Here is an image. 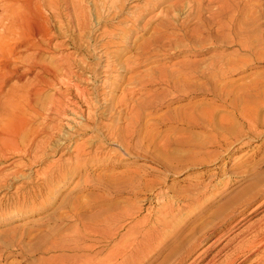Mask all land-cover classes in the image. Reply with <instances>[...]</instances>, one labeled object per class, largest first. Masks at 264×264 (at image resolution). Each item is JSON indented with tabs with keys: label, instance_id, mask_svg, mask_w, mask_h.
<instances>
[{
	"label": "rangeland",
	"instance_id": "1",
	"mask_svg": "<svg viewBox=\"0 0 264 264\" xmlns=\"http://www.w3.org/2000/svg\"><path fill=\"white\" fill-rule=\"evenodd\" d=\"M11 1L12 0H0V19H2V21L5 20L6 15L11 13V11H8L9 8H11ZM70 1L74 3L71 5ZM70 1L68 5L64 1L59 0V2H57L58 6L55 5V7L57 8V12H55L51 11V9H49L48 11L44 5L45 3L43 2V0H30V2L34 4H32V6L33 8L35 7V11L38 10L39 13H42L43 15L48 17L47 26L51 30V37L48 39L49 41H43L42 39H39L37 40L38 43L44 45L46 44V42L50 43L52 47L51 50L56 53L55 55L71 54L76 61H78L77 58H79V60L80 58L83 59L84 55L86 56L87 51L90 60L86 57L83 60L86 59L87 63L90 64L91 67H96V70L105 71L106 67H97V64L100 60L97 59V56L94 57L93 55H91L90 47L92 45L106 44L107 42H109V40H116V42L118 41L116 46L112 45L108 50L111 51L118 48L121 51L120 61L123 62L124 65L123 68L120 69V75H125L126 78L134 76L136 74H139L142 77L148 73V70L150 68H155L157 67V65L161 64L171 65L174 62L177 63L180 61H186L189 63L191 62V65L196 71H198V74L194 76L195 78L190 79V81L193 84H197L198 88H202L197 91L199 95L195 97V99L192 98V96H188L186 97V99L180 98L178 100L172 101L173 99L177 98V96L182 95L183 93L180 94L182 91H180L179 93L178 91L174 92L173 90H166V88H163L165 87L164 84L159 83V85L158 83H156L152 85V90H150V92L154 94L159 101L162 100L164 97H167V99L171 101L172 104L169 107L167 105L160 107L158 110L152 109L154 112L149 108L146 109L144 113H151L150 110L152 111V113H156V111L158 113H164L166 112L165 110L168 111L170 109L173 110L175 108L177 109L181 107L182 104L187 103L188 100H198L197 102L199 104L201 103V111L204 114L206 112L208 114L211 113L215 122V126L211 127L210 125H204L205 128L203 129H188L191 130V132L196 131V135H194L196 141H198L196 142V144H202L195 149L191 147H185L182 149L190 153L189 155L194 154L196 155V158L198 157L199 159H201V163H198L196 165L190 164L186 167L185 165L183 167H180L178 165L179 162H177L176 160H172L170 162L172 164H170L169 170L168 167H165L162 164H158L157 162H155V160L153 161L152 159L140 158L139 152H143L144 150L141 147H136L135 144L131 148L132 153L129 155L130 157L127 154H123L122 157L119 158L120 160L122 158V161L115 162L114 166H111L110 169H107V164H109L107 163L108 160H105L103 163L98 164L96 163L95 159L89 160L86 164L87 168L80 171V173H75L72 176L73 179L71 178V180H69L70 182L64 186L65 188L63 187L61 191L56 193H54L55 185H51V188L54 189V191H52L53 189H50L48 186H46L47 184H45V174L47 173L42 172L44 170V168L42 169V166L44 167L46 165L45 163L40 162L41 164L36 163L33 166L24 165L23 168H19L22 169V172L24 174H29V176H31V180H26V177H24V175L17 176L16 178V176L11 175L14 168H10L11 170L7 169L8 171L10 170V174L6 170L7 172H5V176L9 175L10 177L11 175L12 178L10 177L9 179H13V184L11 186L9 185L10 187L7 186L0 189V251H5L3 253L5 260L0 261V264H102L103 262H105V264L109 262L112 263L110 256L111 254H113V250L119 246L123 247L128 245L132 241V237H134L135 235L137 236V234H139V232L142 230V227H138L136 224L141 222L143 219L146 220L148 218L151 220L152 224L154 222H157L158 217L161 215L160 213L163 211V207H165V205H168L169 203H173V201H181L184 197V192L187 189H190L192 191V189L194 188L193 186L200 180V178L202 181H204L201 183L203 184V197L201 198L199 203L196 204V201H193L190 204L191 210H193V212L196 210V207L204 205V203L207 204L209 202L208 200H213L214 203L212 209L216 208L219 203H222L224 200L232 196L236 191L246 185L250 180H252L256 175L255 173L259 171H264V0H183V2L182 0H136L134 3H132V5L137 6V10H139L141 13H139V17H136L137 20L134 23L135 27L130 26L129 23V28H125L128 26L127 11H129V9H126V12L120 14L114 13V10L112 9L110 10V14L112 15H110L108 11L109 4L106 9H102V5L100 3H102L103 0ZM148 2L150 3V5ZM96 4L98 5V7ZM175 4L176 6H174V9L173 5ZM17 5L19 6L18 3L14 4L11 9H13V7L14 10L19 8ZM67 5L70 7H68ZM196 6H198V8L200 9H197ZM95 7L97 8L95 9ZM161 10L164 12L163 14H160ZM166 11L167 13L165 14ZM68 14H70L72 18ZM100 14L103 15L101 16ZM108 14L112 17H110ZM78 15H82V18ZM163 15L165 17L166 15L169 17V28L168 25L167 27H165L163 26V23H161L162 25L159 23L161 22V20L164 22ZM76 16L79 17L78 19H80V21H83L84 25L86 21L85 26H88L89 28H81L82 30L76 28L79 27L78 25H76L77 21L74 20L76 19ZM108 17H110V20L107 19ZM171 19H173V21H171ZM184 19L186 21H184L186 25L184 23L182 24V21ZM165 20L167 21V19ZM73 21H75L76 24H74ZM176 24L179 27H184V25L185 27H182L181 31V27L178 29V26ZM4 25L6 26L5 23ZM158 25L163 27H161L160 29ZM92 26H97V28L99 27L100 30L97 29L96 31H93V33L87 32L89 30H93L91 28ZM156 26L158 27L156 28ZM1 27L0 30L2 31V28L4 27ZM119 27H123L124 30H133V32L130 33L131 39H129L128 43L123 41L120 42L119 39H123V34H119L122 38H118L120 37L119 35L117 37H110L106 33V31H114V28L116 31H114L115 34L120 33L121 31L118 32V29H120ZM235 27L239 31H236ZM158 28L161 31L158 32ZM163 28H165L164 31L167 28L168 30L163 32L162 34L166 33L168 35V33L173 30L171 33L172 35L176 34V38L178 39L176 40L177 42L175 41L174 36H172V38L169 37L168 39H166V42H168L167 40H172L170 41L171 43L173 42L172 44L166 45L162 48H160L158 45H154L153 47L154 49H156L155 51H157L155 52V56L146 60L144 65L140 68L141 71L139 73H136V71H130V67L134 65L133 62L138 56L137 51H139V48L146 45L145 41H147L148 38L150 39L153 35H162L160 33L163 31ZM103 29H105L106 31L103 32ZM193 30L196 31V33H192V37L190 36V38H186V36L181 35L183 34V32L188 34V32L191 33L193 32ZM241 31L242 35L245 32L246 33L242 36L240 35ZM234 32H240L239 34H237L238 37L235 35L236 33ZM89 33L91 34L89 35ZM103 35H105V37ZM180 37H183V39H181V42ZM240 37L243 40L240 39L239 43L237 40H239ZM241 41L242 43H245V45H242ZM196 50L200 53L195 54ZM33 52L35 51L31 52L27 51L25 48H18L15 51L14 57H10L13 59H10L11 66H18L21 71V74L13 75L8 80V85L6 84L7 86L5 87L7 90H19L21 86L30 79V76L32 77L36 73V70H33L29 73L27 72V74L26 70L28 68V63L22 61L24 57H27ZM102 53L103 51L101 52V54ZM42 57L46 58L47 62L50 61L49 54L43 53ZM102 59L101 66L106 64V57L103 56ZM230 62L231 65H229ZM196 64L198 65L196 66ZM74 70L80 72L82 71L77 68H75ZM221 70L224 72L226 71V74H224ZM220 71L223 74L219 73ZM80 72L78 73L82 74L83 77H90L92 70L83 71L81 73ZM87 74L90 75L88 76ZM213 74H215L216 77L218 76L217 79L215 76H213ZM208 78H210L212 81L210 82ZM215 80L217 81V83H215ZM129 81L130 84L132 83V80H126L122 84V87H125V84L127 85ZM75 82L79 83V85L81 84V86L83 87L84 85H87L84 81L79 80ZM99 82V89L103 91L102 83L104 82L102 81V79H100ZM191 82L189 83V86H191L190 89L193 88ZM212 84L213 86L217 85V88H223L224 86L223 90L218 91L221 95L218 94L217 97L214 96L216 94L213 91H210ZM65 87L66 86H61V91L66 90ZM87 87L90 88L91 86L87 85ZM225 88H228V91H226ZM53 90V87H46V90L44 92V99L51 93H54L56 89L54 91ZM106 90L108 91L109 88H107ZM185 91H187L188 94L191 93V90ZM168 92H170L171 94L173 93L174 96L172 95V97L171 94ZM123 94L124 93L122 92H118L114 95L120 97ZM137 94L135 98L138 99V101H143L145 99V96H148V94L144 92L142 94L140 92ZM2 96L3 94H0V98ZM170 97H172V99ZM101 99H103V97ZM101 102L104 103L103 106L107 104V102L104 100H101ZM38 106H41V102L38 103ZM207 107L211 109V112H208L209 109ZM108 109H111V107ZM124 111L123 118L125 117L127 120V109L125 108ZM110 113L111 111L107 110L106 115L109 114L111 116L102 115V118H104H101L99 120L100 124H114V122L116 121V114L114 113V111H112L111 114ZM217 119L218 121H216ZM41 120L42 119L35 120L32 124V127L38 125L40 127ZM126 120L124 119L122 120V122L124 121L123 123H125ZM219 120H223L222 123ZM122 122H120V125L123 126ZM51 123L59 124V126L62 128V131H66L67 128L71 126V121L67 120L63 122L54 121ZM251 124L255 126L254 130L257 133L254 134V132H249V136L247 135V133H245L243 136H240L238 135L239 131H236L237 129L235 131H233V129V132H231L228 131L229 128L227 127L229 126L230 128H235L236 126V128H242V130H247ZM92 133L93 135H95L94 132ZM90 134L87 136H82L81 138H75V140L77 143H83L85 141V143L88 142V145H90L89 142L92 143L94 139ZM29 135L30 134H28V137L31 138L32 135ZM50 136L51 137L48 139H50L49 144L51 146V144L56 143V141H58L59 135L57 136L54 134V136ZM185 136H192V134L190 132L187 133L186 130ZM221 136L223 138H221ZM239 137H242V139L245 140H243L244 144L243 142L236 144L237 141H239L240 139ZM224 138L229 142L234 141L232 146L236 145V151L231 153L229 152L231 148L228 149V147L226 149L227 146L218 147L216 141ZM42 139H44V137H42ZM53 139L55 140V142ZM97 140L98 139H96L95 141L98 142ZM116 146L117 145L109 144L108 148L112 149L114 147L116 149ZM192 150H194L195 153H192ZM137 152L138 155H136ZM132 154H135V156H132ZM7 155L9 157L13 156L10 153H8ZM59 156L60 153L56 156H48V158H58ZM100 157L99 155L97 156V161L103 160L102 158L100 159ZM63 159L66 160V163H68L67 161H70V163L72 162L71 166L76 164V159L69 154L65 155ZM202 159H204V161ZM10 161H15V163L18 164L21 163L23 160H20L18 156H13ZM10 161L4 164L10 163ZM64 161H62V163ZM66 163L64 167H69L67 169H70L71 166H68L70 165V163L67 165ZM40 167V171L42 173L36 176V173H33V169H37ZM132 168H136V181L133 182L135 186L132 182H130L134 180H128L130 183L128 181L123 182V185L126 184L125 186H123V190L125 189L126 191L123 196L118 197L117 200H114V198H112V193L110 194L108 190L102 189V186H104L102 185V183H105L104 178H107L106 176L116 175L118 174V172L121 173L122 171H126L127 169L132 170ZM173 169L177 170V172L175 171L174 173H172ZM41 174H43L44 176L42 175L40 177ZM68 174L67 177L69 176ZM36 177H39L40 179H37ZM209 177L214 180V182H212V180L210 182ZM122 179H125L124 174L122 175ZM220 179H225L226 183L224 181L219 183ZM159 180H161V182H159ZM36 181L37 183H35ZM35 184L37 186L41 184L40 186L42 187H38V189L40 190V194L36 195L37 197L35 198L33 197L27 200L26 198H24V196L26 195L25 193L27 191H30V189H32V186H36ZM17 187H19L20 189ZM46 187H48L50 190ZM131 191L136 192L135 196L132 195V193H129ZM176 191H178L179 194H177ZM158 194H161V197L158 196ZM173 197L178 198L176 200ZM74 198L81 200V202L85 204V206L80 210L82 211L80 212V218L72 216V206H75L77 203L73 204L72 206L68 205L69 201L74 202L77 200H75ZM17 203L20 209L18 207V209L16 208ZM182 203L183 202H181L180 204V209L174 212L176 214V217L173 221L171 217L169 218L163 216V219H165L162 224L164 225H160L163 234V237L161 238V245L167 242L171 234V229H176V227L178 228L182 225V223H184V220L188 215V206L183 207V204H186ZM254 205L255 203L251 204L247 207L246 210L248 211V209H251ZM135 207L136 211L138 212H136V214L132 216H129V212L132 213V210H135ZM141 207V211L138 210ZM253 209L254 208H252L251 210V214L247 215L246 213V218L242 222H240V224L237 226L238 228L233 229L234 232L233 230L231 232H227L228 227H230L228 226L219 229L217 232L212 234L208 238V240L204 242L203 247L196 254H194L191 259L187 260L188 262H186V264H188L189 261L196 257V255H198V253L202 251L204 247H207L211 242H213L222 234H225V238H229L235 235L236 233H242L243 231H246L248 225L259 224L260 222L264 221V206L262 205L257 210ZM115 213H119L122 216L118 214L120 216L119 217ZM149 214H151L152 216L149 217ZM3 215L5 216V218ZM90 215L92 216V218H89ZM126 215L127 218H125ZM81 217H86V220L81 219ZM120 224H122L123 226L119 229V234L116 237L114 236L113 238H108L107 233L110 232L109 230H111L112 227H116V225L119 226ZM162 226L166 228L167 231H165L166 229L164 230ZM12 230H14V232ZM20 246L23 247V253H19ZM110 251H112V253ZM215 251L216 250L211 252L210 255L206 258V260H208ZM127 254L123 257L113 258L111 256L113 264L117 263L122 259L126 260V258L129 256ZM165 254L166 252L164 250L159 255H154L152 253L147 257H139L140 259L131 258L128 263L132 264L133 261L136 262L137 260L138 263L136 262L133 264H161V259L163 258V256H165ZM107 255L109 256V258L107 257ZM142 259L145 261H143ZM222 259L223 256L218 258L217 263H220ZM162 260H164V258ZM206 260H204V262ZM167 262L166 264H170ZM248 262L249 260L244 262L243 264H247Z\"/></svg>",
	"mask_w": 264,
	"mask_h": 264
},
{
	"label": "bare ground",
	"instance_id": "2",
	"mask_svg": "<svg viewBox=\"0 0 264 264\" xmlns=\"http://www.w3.org/2000/svg\"><path fill=\"white\" fill-rule=\"evenodd\" d=\"M62 1L68 4L70 0H62ZM135 1L136 0H103L102 3L100 2L99 3L102 5V9H106V7L109 4V10H108L109 14H110V10L112 9L114 10V13L116 14L126 12L127 11L126 9H129V11H127L128 26L125 27V28H129L130 26L135 27L134 23L137 20L136 17H139L138 15L139 13H141L139 10H137V6L132 5V3H134ZM191 1H194V0H191ZM43 2L45 3L44 5L48 11L49 9H51V11L57 12L56 11L57 8L55 7V5L58 6L57 2H59V0H43ZM16 3L19 4V6L17 5L19 8L14 10V7H13V9H11L12 6H14V4ZM73 3L70 1L71 5ZM32 4L33 3H31L30 0H18V1L12 0L10 2L11 8H9L8 10V11H11V13L6 15L7 17L5 16V20H3L6 22H3L2 19H0V27L1 26L4 27V28L1 27L3 29L2 31L0 30V94H3V96L0 98V189L7 187L9 185L11 186L13 184L12 183L13 179H9L10 177L12 178V176H16L17 178V176L24 175V177H26V180H31V176H29V174L28 175L24 174L22 172V169H19V168L20 167L23 168L24 165L33 166L36 163L39 164L40 162H42L46 164L44 167L42 166V169L44 168L42 172L47 173L45 174L46 179L44 178L47 181V183L45 181V184H47L46 186H48L50 189H53L51 188V185L53 186L55 185L54 193L59 192L65 185H67L70 182L69 180H71L72 176L75 173H80V171L87 168L86 164L89 160L95 159L97 164L103 163L105 160L106 161L108 160L107 163L109 164H107V169H110L111 166L112 167L114 166L115 162L122 161V158L121 160L119 158L122 157L123 154L125 155L127 154L129 156L132 153L131 148L135 144H136V147L138 148L141 147L144 150L143 152H139L140 158L152 159L153 161L155 160V162H157L158 164H162L163 166L168 167L169 170H170V164H172L170 162L172 160H176L177 162H179L178 165L180 167H183L184 165L186 167V166H189L190 164L196 165L198 163H201L200 162L201 159H199L198 157L196 158L195 157L196 155L191 154L192 155L191 156L189 155L190 153L182 149L185 147H191L195 149V148H198L199 145H202V144H199V145L196 144V142H198L196 141L194 137V135H196V131L191 132V130H188V129L190 128L203 129L205 128L204 125H210L211 127L212 126L214 127L215 122L213 120L211 113L208 114L206 112L207 114L206 113L204 114L200 109L201 103L199 104L197 102L198 100L197 101L188 100V102L182 104L181 107L177 109L175 108L173 110L170 109L168 111L165 110L166 112L164 113H158L157 111L156 113H152L153 111L152 109L158 110L160 107H163L165 105L169 107L172 104V102L169 101L167 97H164L162 100L159 101L158 98H156L155 95L150 92V90H152L151 88L153 84H156V83L164 84L165 87L162 86L163 88H166V90L169 89L170 91L173 90L174 92L178 91L180 93V91H182L180 94L182 93L183 94L180 96H177L176 94L177 98L173 99L172 101L178 100L180 98L186 99V97L188 96H192V98L195 99V97L199 95L197 91L202 88L201 87L198 88L197 84H193L190 81V79L195 78L194 76L198 74V71H196L193 68V66L191 65V62L189 63L186 61H180L177 63L174 62L171 65L161 64V65H157V67L155 68L154 67L150 68L148 70V73L142 77L139 74H136L134 76L126 78L125 75L123 76L120 75V72H121L120 69L123 68V65H124V63L120 61L121 51L118 48L114 50L110 49L111 51L108 50L112 45L116 46L118 41L116 42V40L115 41L109 40V42H107L106 44L92 45L90 47L91 55H93L94 57L97 56V59L100 60L99 63L97 64V67L99 68L103 66L106 67L105 71L96 70V67L95 68L91 67L90 64L87 63L86 59L83 60L85 57L89 59V55L87 51H86V56L84 55L83 59L80 58L79 60V58H77L78 61H76L75 58H73L71 54L55 55L56 53L51 50L52 47L50 43L46 42V44L44 45V44H40L37 42V40L39 39H42L43 41L48 40L51 37V30L47 26L48 17H46L42 13H39L37 9H36L37 11H35V7L33 8ZM174 6H176V4L173 5V8ZM198 6H196L197 9H200L198 8ZM97 7H95V9ZM163 13L164 12L161 10L160 14H163ZM166 13L167 11L165 12V14ZM68 15L70 16V14ZM167 15L166 17L163 15L164 22L161 20V22L159 23L160 24L163 23L164 24L163 26L165 27H167L168 25V28H169L170 22L168 19L169 17ZM79 17L76 16V19H74L77 21L76 22L77 24L75 23V21H73L74 24L79 26L76 28H79L80 30L84 29L85 27L87 28L88 26H85L86 21L84 25L83 21L82 20L80 21V19H78ZM110 17H108L107 19L110 20ZM165 19H167V21ZM171 21H173V19H171ZM184 21L185 19L182 21V24L183 23L185 24L186 21L185 22ZM4 23L6 24V26L4 25ZM129 23H130V26H129ZM97 26H92L91 28L93 30L91 31L89 30L87 32L93 33V31H96L97 29H99V27L97 28ZM158 26H156V28ZM163 26H159V28L161 29V27ZM180 27L182 31L183 26H180ZM180 27L178 26L177 28L179 29ZM159 28H158V32L161 31ZM168 28L165 31H167ZM164 29L165 28L162 29L163 31L160 34L165 32ZM235 30L237 31L238 29H236L235 27ZM104 31L106 30L103 29V32ZM114 31H115V28H114ZM114 31L113 30L112 32L106 31V33L110 37H117L119 34H123V39H119V40L120 42L123 41L126 43H128L129 39H131L130 33L133 32L132 29L124 30L123 27L118 29V32L121 31L120 33L115 34L116 31L115 32ZM171 32H169L168 35L165 33L160 36H154L153 35L154 32H153L152 33L153 36L150 39L148 38L149 40L148 39L147 41L144 40L146 42V45L140 47L139 51H137L138 56L136 60L133 62L134 65L130 67V71H136V73H139L141 71L140 68L144 65L146 60L155 56V52L157 51H155L156 49H154L153 47L154 45H158L160 48L165 47L166 45H170L173 43V42L172 43L170 42L172 40H167L169 42L168 44V42H166V39H168L169 37L172 38V36H174L175 41L178 40L176 38V34L172 35ZM192 33L195 34L196 31L193 30V32L191 33L188 32V34L183 32V34L181 35L186 36V38H190V36L192 37ZM239 33L240 32L236 33L235 35L238 37L237 34ZM90 34L91 33H89V35ZM240 35H242V31ZM103 36L105 37V35ZM118 38H122V37L120 36ZM181 39H183V37H180V42H181ZM240 39L242 38L240 37L239 40L237 41L239 42ZM241 44L245 45V43H242V41H241ZM18 48H25L27 51H31V52L35 51L29 54L27 57H24L22 61L28 63V68L26 70V73L27 72L29 73L33 70H36V73L32 77L30 76V79L29 80L27 79L28 81H26L19 90L18 89L7 90L5 87L8 85L7 83L8 80L13 75L21 74V71L18 68V66L17 67L15 65L11 66L10 64V59H12L10 57L11 56L14 57L15 51ZM102 51L103 53L101 54ZM43 53L49 54V58H50L49 62H47L46 58L42 57ZM198 53L200 52H197L196 50L195 54H198ZM103 56L106 57V60H105L106 64L101 66L102 64L101 59ZM197 65L198 64H196V66ZM229 65H231V62L229 63ZM75 68L82 70L81 72L92 70L91 76L83 77L82 74L78 73L80 71L74 70ZM221 71L219 73L226 74L225 73L226 71L225 72L222 71L223 73ZM213 76H215V74H213ZM100 79H102V81L104 82L102 83L103 85L101 84L103 87L102 88L103 91L99 89L98 83H100L99 82ZM208 79L210 82L212 81L210 78ZM79 80L84 81L87 85H90L91 87L89 88L87 87V85L86 86L84 85L83 87L81 86V84L79 85V83L75 82ZM126 80H132V83L130 84V81H129L127 85L125 84V87L124 86L122 87V84ZM190 82L193 85L192 89H190L191 86H189ZM215 83H217V81ZM61 86H66L65 87L66 90L61 91L60 89ZM215 86H213L212 84L210 91H213L216 94L214 96L217 97L218 94H220L218 91L223 90L224 86L223 88L219 86H218L219 88H217V85ZM46 87H53L54 90L55 89L56 90L54 93H51L44 99V96H45L44 92L46 90ZM107 88H109L108 91L106 90ZM225 89L226 91H228V88H225ZM185 90H188V91L191 90V93L188 94L187 91ZM118 92H122L124 94L120 97L114 95V94H117ZM139 92L141 94L144 92L148 94V96L144 95L145 99L143 101H138V99H136L135 96H137L138 95L137 93ZM172 95L173 93L171 94V96ZM102 97L103 99H101ZM172 97L170 98L172 99ZM135 99H136V103H135ZM101 100L106 101L107 104L103 106L104 103H102ZM39 102H41V106H38ZM110 107L111 109H108ZM125 108L127 109L126 116L128 114L127 120L125 117L123 118V111ZM149 108L152 110V111L150 110L151 113L149 112L144 113L145 110ZM107 110H110L111 113L112 111H114V113L116 114L115 116L116 121L114 122L113 125L112 123L100 124L99 122V120L102 118V115L107 114ZM210 110L211 109H209L208 112H211ZM39 119H42L41 126L39 127L38 125V126L32 127L33 126L32 124L34 123V121L39 120ZM124 119L126 120L125 123H123L124 121L122 122V120ZM65 120L71 121V126L67 128L66 131H62V128L59 126V124L51 123L54 121L63 122ZM119 121L123 123V126L120 125ZM216 121H218V119ZM222 121L223 120H221L220 122L222 123ZM227 127L229 128V130L228 129L227 130L231 132L237 129L236 131L237 132L239 131L238 135L240 136H243L245 133H247L248 135L249 132L250 133L254 132V134L257 133L254 130L255 126H253L252 124L247 129L248 131L244 129L242 130V128H236V126L235 128L234 127L230 128L229 126ZM186 130H187V133L190 132L192 136H185ZM92 132H94L95 135H93ZM28 134L32 135V137L29 138ZM54 134L57 136L59 135V139L58 141H56V143H53L50 146L49 144L50 139L48 138L51 137L50 135L54 136ZM89 134L92 135V137L95 140L98 139L97 140L98 142H96L94 139L92 143L89 142L90 145H88V142L85 143V141L83 143L76 142L75 138H78V137L81 138L82 136H87ZM40 135H43V136H40ZM222 136L221 138H223ZM42 137H44V139H42ZM239 138L240 139L239 141H237L236 144L242 143L244 140L242 139V137H239ZM233 143L234 141L229 142L228 140H225V138L219 139L216 141V144L218 145V147L227 146L226 149L228 147H229L228 149L231 148L229 150V152L231 153L236 151V145L232 146ZM109 144L117 145L116 146L117 148L115 149L113 147L114 149L113 148L109 149L108 148ZM8 153L12 154L13 156H18L20 160H23V161L22 162L20 161L21 163H18V164H16L15 161L11 162L10 159L13 158V156L9 157L7 155ZM59 153H60V156L58 158H54V157L52 159L48 158V156H56ZM192 153H195V151L192 150ZM67 154L73 156L76 159L75 165H73L74 164L73 163L72 164L73 166H71L72 162L70 163V161H67L68 163H66V160L63 159V157ZM98 155L99 157L101 155L100 159L102 158L103 160L97 161ZM136 155H138V152ZM132 156H135V154L134 155L132 154ZM202 160L204 161V159ZM9 161L10 163L4 164ZM62 161H64L66 165L70 163V165L68 166H71L70 167L71 170L67 169L69 168L67 166H66L67 168H65L64 167L65 163L63 162L64 163L63 164ZM10 168H14V170L12 169L13 172L11 171L12 176L11 175L10 177L9 175L5 176V172H7L8 171L7 169H10ZM10 170L8 171L9 174H10ZM40 170H41V167L37 169H33V173H36V176H38L40 173H42ZM175 171L177 172V170L173 169L172 173H174ZM67 174L69 175L68 177H67ZM123 174L125 175V179H122ZM255 174L256 175L255 176L253 175L254 178L252 180H250L246 185H244L242 188H240L238 191H236L232 196L228 197L222 203H219V205L216 208L212 209L214 201L208 200L209 202L207 204L205 203L204 205L200 204L201 206L196 207L195 208L196 210L193 212V210H191L190 204L193 201H196V204L199 203L201 198L203 197L202 196V189H203L202 185L203 184L201 183L204 181H202L200 178V180L193 186L194 188L192 189V191L190 189H187L184 192V195H183L184 197L181 201H177V202L173 201V203H169L168 205H165V207H163V211L160 213L161 215L158 217L157 222H154L152 224L151 220L148 218L146 220L143 219L141 222L136 224L138 227H142V230L141 231L139 230L140 231L139 234H137V236L134 234L135 238L134 237H132V239L130 238L132 241L128 245L125 244L126 246H123V247L119 246L115 249L113 248L114 249L113 254H111L113 258L123 257L127 253H128L127 255L129 256L126 258V260L122 259L123 261L120 260L114 264H125V263H128L131 258H139V257L142 258V256L147 257L151 255L152 253L154 255H159L164 250L166 254L165 256L162 255L164 260H162L163 259L162 258L161 262L159 261L161 264H166L167 261H168L167 263H170V264H186V262H188L187 260L191 259L192 256H194V254H196L203 247L204 242H206V240H208V238L212 234L217 232L219 229H222L228 226L230 227H228L227 232H231L234 228H238L237 226L240 224V222H242L246 218L245 217L246 213L247 215L252 213L251 211L252 208H254L253 210H257L262 205L264 206V171H259ZM42 175L43 174H41L40 177ZM106 177L107 178H104L106 180V181L104 180L105 183H102V185H104L102 186V189L108 190L110 194L112 193L113 195V196L111 195L112 198H114V200L115 199L117 200L118 197L123 196L126 191L125 189L123 190V186H125L126 184L123 185L122 183L128 180H134V181H130L132 183L136 181V168L135 169L132 168V170L127 169L126 171H122L121 173L118 172V174L116 175L106 176ZM211 178H210V182L212 180ZM222 181L226 183L225 179L224 180L220 179L219 183ZM159 182H161V180H159ZM162 182H163V178H162ZM212 182H214V180H212ZM35 183H37V181ZM40 185L32 186V189H30V191H27L25 193L26 195L24 196V198L28 200L33 197L34 198L37 197L36 195L40 194L39 193L40 190L38 189V187H42ZM223 186H226V185H223ZM52 191H54V189ZM176 192L177 194H179L178 191ZM129 193H132V195L135 196L136 192L131 191ZM192 194H193V197H192ZM158 196L161 197V194H158ZM177 198L175 199L177 200ZM181 202L186 204L184 205L182 203L183 207L188 206V213H187L188 215L186 219L184 220V223H182L181 226H179L178 228L176 227V229H171V232H170L171 234L167 242L161 245L162 243L161 238L163 237V234H162V229L160 225H164L162 224L165 219V218L163 219V216L169 217V218L171 217L173 221L176 217V214L174 212L180 209L179 207H180ZM68 203H69L68 205L70 206L77 203L75 206H72L73 207L72 216L80 218V212H82L80 210L85 206V204L82 203L81 200H78V199L74 202L69 201ZM253 203H255V205L251 209H248L247 211L246 210L247 207ZM16 205H17L16 206L17 208L18 203ZM18 208L20 209V207ZM141 209L142 207L139 208L138 210L141 211ZM6 211H9V210H6ZM136 212L138 211H136V207H135V210H132V213L129 212V216L136 214ZM119 215L122 216L121 214ZM148 216L151 217L152 215L149 214ZM90 217L92 218L91 215L89 216V218ZM125 218H127V215ZM81 219L86 220V217H81ZM122 226L123 225L120 224L119 226L116 225V227H112L111 230H109L110 232H108L107 230L108 235L107 234L105 235H107L108 238H113L114 236L116 237L119 234V229ZM165 229L166 228H164V230ZM14 230L12 231L14 232ZM165 231H167V229ZM224 235L225 234H222L221 236L216 238L213 242H211L207 247H204L205 249L203 248V250L200 251L198 255H196V257H194L191 261H189L188 264H203L204 260H206V258L210 255V253L213 252L214 250L216 251L213 253V255L208 260L204 262V264H243L244 262L248 260L249 262L247 264H264V221L260 222L259 224L248 225L246 231H243L242 233L240 232L236 233L232 237L225 238ZM23 251H24L23 247L20 246L19 253H23ZM4 252L0 251V261L5 260L4 259L5 257L3 254ZM110 252L112 253V251ZM111 256H110V259L112 263L109 262L107 264H113ZM221 256H223V259L220 261V263H217V259L220 258ZM107 257L109 258L108 255ZM107 262H108V259H107ZM136 262L133 261V263H136ZM102 264H105V262H103Z\"/></svg>",
	"mask_w": 264,
	"mask_h": 264
}]
</instances>
